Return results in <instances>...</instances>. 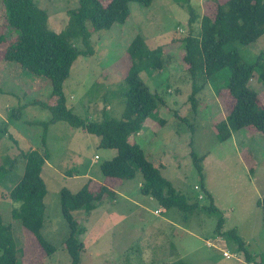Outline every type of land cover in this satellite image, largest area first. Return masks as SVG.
I'll return each instance as SVG.
<instances>
[{
    "label": "rangeland",
    "instance_id": "1",
    "mask_svg": "<svg viewBox=\"0 0 264 264\" xmlns=\"http://www.w3.org/2000/svg\"><path fill=\"white\" fill-rule=\"evenodd\" d=\"M34 1L48 13V27L55 32L66 27L68 11L78 6V0ZM110 1L101 0L104 5ZM219 1L225 0H154L148 8L131 3L126 23L92 31L95 54L80 56L73 64L64 84L67 105L73 107V113L91 121L122 119L124 77L131 67L129 45L141 35L152 49L163 48V68L142 71L140 76L152 93L165 100L166 106L160 105L135 141L188 203L199 205L186 212L164 209L157 200L140 192L143 176L138 172L134 180L122 182L121 190L129 193L128 199H105L92 219H87L89 215L83 211L73 213L84 229L77 235L85 248L80 264H255V260H264L263 215L258 206L264 195V134L247 127L234 132L225 142L219 141L214 125L224 121L234 106V98L226 88L227 77L220 74L214 83L208 82L199 92L194 110L193 80L183 59L186 38L200 36L202 19L214 14ZM3 36L0 59L2 49L8 45L6 39L16 37L7 27L4 0H0V37ZM234 46L243 61L253 63L264 49V35L250 46ZM251 83L264 105V86L255 80ZM54 103L49 79L31 75L15 63L0 61L1 164L14 167L0 179V216L12 227L20 264H71L65 247L70 228L62 215L60 191L67 188L76 193L87 184L92 191H98L99 183L105 180L101 165L116 153L101 147L98 136L67 122L47 125L52 114L41 105ZM162 119L166 121L163 126L159 122ZM20 135L25 138L21 145ZM46 149L50 157L43 168L48 193L42 234L56 248L49 257L33 242V236L13 220L12 211L19 204L9 198L10 190L24 173L23 154L33 150L44 154ZM191 152L205 156L202 175ZM6 156L13 163L6 161ZM201 179L212 199L201 188ZM112 184L111 181L109 185ZM211 203L216 212L210 211ZM158 209V214H174L175 226L158 228L162 217L155 214ZM220 219L224 225L218 232ZM232 230L243 239L246 249L257 255L252 263L238 250ZM221 241L227 244L229 258L223 255L226 250L214 246Z\"/></svg>",
    "mask_w": 264,
    "mask_h": 264
},
{
    "label": "trees",
    "instance_id": "2",
    "mask_svg": "<svg viewBox=\"0 0 264 264\" xmlns=\"http://www.w3.org/2000/svg\"><path fill=\"white\" fill-rule=\"evenodd\" d=\"M174 1L183 3L185 0ZM153 2L154 0H111L104 5L101 0H78V6L68 11L66 27L55 32L48 27V13L38 7L34 0H4L7 27L16 37L6 39L8 45L2 49L0 61L15 63L31 75L50 80L55 103L51 106L41 105L52 114L47 125L59 121L67 122L72 127L98 136L101 147L116 152L112 159L101 165L105 178L113 179L118 184L135 179L137 173L141 172L143 183L140 192L143 195L157 200L164 209L186 212L198 208L199 205L188 203L187 197L178 192L172 182L162 175L161 170L151 163L144 150L130 141L132 136L142 130L147 120L153 118L160 105L166 106L165 100L152 93L140 76L142 71L163 68V48L152 49L141 35H137L129 45L127 54L131 67L124 77L126 92L122 119L84 120L73 113V107H68L64 93V84L70 76L73 64L80 56L89 57L95 54L92 31L110 30L114 25L125 24L131 15V3L148 8ZM263 35L264 0H225L217 3L212 16H204L199 37L186 38V54L183 59L193 80L191 101L194 110H197V96L202 88L208 82L214 83L224 75L227 77L226 88L234 98V106L224 121L214 125L221 142L229 139L234 132L247 127L264 134V105L260 103L259 93L251 83L255 80L257 84L264 86V49L253 63H247L234 46L236 43L250 46ZM2 40H5V36L0 37V42ZM200 81L201 85L198 84ZM159 122L162 126L166 123L164 119ZM3 133L4 131L1 134ZM45 135L46 131L42 143L44 147ZM23 155L26 160L24 173L9 192L10 200L19 204L12 211L13 220L19 222L33 236V242H37L49 257L56 252V248L42 234L46 226L45 198L48 193L43 168L50 157L49 152L46 149L41 154L33 150ZM191 156L196 169L202 175L205 156L198 157L193 152ZM1 158L0 179L14 169L1 164ZM5 160L13 163L8 156ZM204 186L201 179V188L212 199ZM107 198H116V192L108 184L101 185L98 191H92L89 184L76 193L67 188L60 191L62 215L70 228L65 247L70 254L71 264H80L81 254L85 251L84 244L77 238L84 229L79 227L73 213L83 211L82 214H90ZM258 206L262 209L264 226V195L258 201ZM210 211H217L212 203ZM223 225L224 220L220 219L218 232H221ZM230 234L236 241L238 250L244 253L246 261L252 263L256 256L246 249L243 239L235 230ZM0 250V264H20L12 227L5 224L1 216ZM254 263L264 264V260H255ZM166 264L187 263L180 261Z\"/></svg>",
    "mask_w": 264,
    "mask_h": 264
},
{
    "label": "crops",
    "instance_id": "3",
    "mask_svg": "<svg viewBox=\"0 0 264 264\" xmlns=\"http://www.w3.org/2000/svg\"><path fill=\"white\" fill-rule=\"evenodd\" d=\"M144 131V130H143ZM142 135V130H141V132H139L137 135H135V136H132L131 138H130V141L131 142H133V143H137L136 141H135V138H136V136H141ZM25 138L22 136V135H20V139H19V141H20V145L22 144V141L21 140H24ZM25 141V140H24ZM27 146V145H26ZM110 156H112L111 154H110ZM0 157H1V155H0ZM47 164H45V166H46ZM134 180V179H133ZM113 182V184L112 185H110V187L111 188H113V190L116 192V198L114 199V202H118V200L119 199H121V198H123V199H128L129 197H128V192H126V191H122L121 190V186H122V184L123 183H118V184H116L117 182H115V180H113V179H107V178H105V180L103 181V182H100L99 184H100V186L101 185H103V184H108L109 185V183L110 182ZM130 181H132V180H130ZM91 183L92 182H90V185H91ZM142 183H143V179H141L140 180V184H139V188L141 189V185H142ZM116 186V187H115ZM102 203H104V201L102 202ZM101 203V204H102ZM101 204H99L97 207H96V209H94L90 214H87V215H89L88 217H87V219H92V217H93V215L96 213V211H97V209H99V207L101 206ZM145 207H143V211L145 212ZM158 211H160L159 209L158 210H156L155 211V214H157V215H162V217L160 218L161 220H160V222H158L159 223V225H158V228H169L170 226H175L174 224H175V222L173 221V215L174 214H168L167 212H166V214H164L163 212H161V214H158L157 212ZM86 218V217H85ZM85 218H83V219H85ZM192 236H193V234H192ZM207 242V241H206ZM246 243V242H245ZM247 244V243H246ZM214 246H216L218 249H220V250H226L227 251V244L226 243H224V241H221L220 243H215L214 244ZM254 256H257L256 254H253Z\"/></svg>",
    "mask_w": 264,
    "mask_h": 264
},
{
    "label": "built area",
    "instance_id": "4",
    "mask_svg": "<svg viewBox=\"0 0 264 264\" xmlns=\"http://www.w3.org/2000/svg\"><path fill=\"white\" fill-rule=\"evenodd\" d=\"M97 159H98V157H97ZM210 245V243H208V246ZM223 255L225 256V257H227V258H229V253H228V251H224L223 252Z\"/></svg>",
    "mask_w": 264,
    "mask_h": 264
}]
</instances>
